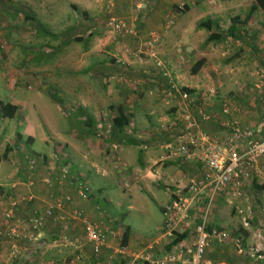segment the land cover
I'll use <instances>...</instances> for the list:
<instances>
[{
  "label": "crops",
  "instance_id": "obj_1",
  "mask_svg": "<svg viewBox=\"0 0 264 264\" xmlns=\"http://www.w3.org/2000/svg\"><path fill=\"white\" fill-rule=\"evenodd\" d=\"M79 1L75 2V7L78 6L79 14L82 13L81 15L85 17L95 6L90 0L81 1V5ZM113 5L112 13L116 15L132 16L136 13L143 19L152 17L149 26H157L156 33L162 38L166 37V34L161 32L163 28H168L166 20L172 17L175 19L179 15L174 14L172 11L174 8L177 10V7L180 9L183 7L187 14L197 12L198 18L194 19V26L199 35L207 32L205 28H200V24L210 22L212 32L223 33V37H227V40L235 44L236 52L231 59L234 64L230 65L229 70L246 69L252 59L259 58V61L262 59L264 62L262 52L264 46H261V42L264 43V10L257 6L255 0H143V3H140V0H115ZM75 7L72 8L77 10ZM103 7L105 4L100 7V15L103 13ZM140 8L143 10H136ZM96 9L95 7L94 11ZM142 23L144 20L139 24L142 28L140 32L144 33L149 28H145ZM203 43L204 41L196 50L186 47L180 51L178 47L182 45L176 43L163 46L158 51L170 52L173 58L174 55L187 52L197 53L199 57H203L200 54L206 52L203 50L205 47ZM225 63L226 60L219 62L218 66ZM155 76V79L165 86L160 95L164 103L162 101L161 105L155 104L152 100L153 105L148 108L135 104V108L129 112L126 108L128 106L121 105L129 124L119 133L112 131L117 137H108L106 140L104 136L102 140H96L95 134H100V126H92L90 122L83 128L74 127L65 133H57L55 129L52 134L49 127L43 125L44 128L40 126L37 128L32 115H26L24 119L21 117L23 123L21 122L19 133L27 139L23 152H18L15 145L8 141L9 137L15 135L14 133L3 135L0 143L2 142L3 146L9 145L10 151L6 156L0 154V264H7L10 243L8 238L1 237L5 231L4 214L12 212V226L17 227L22 235L28 236L30 232L26 222L33 216H43L46 209L42 198L48 197L50 201H56L66 194L71 196L69 197L71 203L56 214L57 218H44L43 227L35 238L41 241L43 247L40 249L42 244H38L40 250L35 249L26 242L27 239L20 245L21 252L29 255L32 253V257L28 256L30 262L35 260V264H149L146 262L147 258L155 261L163 252H169L177 245L186 247L193 244L196 239L195 226L205 213L207 232L217 230L229 234L226 242L218 243L215 240L210 242L203 257L205 262L209 264L255 262L248 258H239L232 241L240 240L244 246H256L264 251V159L258 163L257 174L243 184L239 195L227 191L216 197L209 205L205 203V196L196 198L187 213L188 219L175 225V239L162 238L164 208L173 199L172 195L176 191L185 188L191 180L200 179L204 169L201 153L197 150H192L188 160L167 156V147L173 144L185 123L183 124L178 102L173 103L172 99L173 92L175 93L173 74L168 78L158 72ZM257 94L262 97L264 90L257 91ZM127 97L133 105L136 100ZM7 102L17 106L15 100ZM206 106L212 117L220 116V120L212 119L210 122L202 123L196 111L192 116L198 120L201 130L216 139L228 135L226 128L228 123L237 122L243 127L255 129L262 116V112L261 115L260 113L257 115V106H252V103L235 108L234 112L228 115L222 114L221 104L212 103L211 106ZM260 106L259 103L258 109ZM90 113L92 117L93 110ZM0 120L6 122L10 119ZM131 120L134 121L130 123ZM49 138L63 145L60 150L51 149ZM256 138L263 139L264 132L258 134ZM65 154L67 158L64 159ZM15 157L19 161L23 160L25 167L15 164L13 159ZM24 158L26 161L30 158H40L44 166L50 162L59 165L58 159L68 162L71 178L60 174L62 172L60 168H55L53 174L48 172L49 178L53 179L51 183L56 192L59 190L66 193L60 196L56 193L47 194L48 191L43 186L47 172L42 171L43 180L39 179L41 175L29 174ZM75 158L82 162L81 166ZM7 168L12 169L8 174ZM72 178L75 182H82L87 188L84 201L74 189ZM126 197L131 203L125 207ZM78 215H82L84 220L95 226L103 236L105 246L99 256L92 255L91 246L85 241ZM137 215L146 219L149 216L153 220L136 222L137 225L140 224L139 227L137 225L132 227L130 221L126 223L130 216L136 218ZM124 233H127V240L123 246ZM59 234H65L68 238L66 239L64 235L63 240H56ZM66 240L73 246H67ZM155 240H159L158 245L150 248ZM25 246L29 249H23ZM65 246L69 250L64 249ZM61 249L65 251L63 254H60Z\"/></svg>",
  "mask_w": 264,
  "mask_h": 264
},
{
  "label": "rangeland",
  "instance_id": "obj_2",
  "mask_svg": "<svg viewBox=\"0 0 264 264\" xmlns=\"http://www.w3.org/2000/svg\"><path fill=\"white\" fill-rule=\"evenodd\" d=\"M76 1L0 0V101L8 103L7 100H15L18 106L15 120L6 122L0 120V140L4 134L14 133L15 135L9 137L8 141L15 145L18 152H23L26 147L27 139L19 133L21 122L23 123L21 117L24 119L26 115H32L37 128L39 126L44 128L42 127L44 125L49 127L52 134L55 129L57 133H65L74 127L83 128L90 122L92 126H100V134H95L96 140H102L104 136L106 140L108 137H117L112 133L111 121L116 115L113 108L128 106L126 108L129 112L135 108V104L148 108L153 105L152 100L155 104L164 103L160 95L165 86L155 79L158 72L171 76L173 74L175 77L172 76L173 85L176 89L192 90L193 104L197 107L207 108L206 105L211 106L212 103L221 106L229 103L235 109L252 103V106H257V115L264 112L262 106L258 109L264 95L261 97L257 94V91L264 90L263 60L250 59L247 70L239 68L229 70L230 65L234 64L231 59L236 52L235 44L225 36L222 42H208L207 32L199 35L194 26V19L198 18L197 12L187 14L183 7L181 9L177 7V10L172 8L174 14L179 15L175 19L172 17L166 20L168 28L161 30L162 34H166V37L162 38L156 33L157 26H149L152 17L143 19L136 13L132 16L112 13L115 0H90L97 9L94 11L95 7L92 8L85 17L81 15L82 13L79 14V7H75ZM81 1L86 2L80 0V5ZM140 3H143V0H140ZM104 4L103 13L100 15V7ZM141 8L136 10H143ZM143 20L142 24L149 29L141 33L142 28L139 24ZM116 23L124 24L132 33L116 31ZM152 34L158 39L156 43L151 38ZM203 41L206 47H203L205 54L200 53L203 57H199L197 53L187 52L174 55L173 58L170 52L158 51L163 46L176 43L182 45L178 47L180 51L186 47L196 50ZM261 46H264L263 42ZM262 52L264 53V49ZM201 60L204 61V66L197 74H193L194 64ZM225 60V65L218 66L219 62ZM127 96L136 100L133 105ZM172 99L173 103L178 102V96L174 92ZM195 110L189 111L193 115ZM212 119L218 121L220 116H213ZM49 139L51 149L60 150L63 146L55 139ZM7 147L9 148V145L3 146L1 142L0 154L8 155ZM63 158H67V155H63ZM13 159L15 164L25 167L23 160L19 161L17 157ZM75 159L81 166L82 162L78 158ZM24 160L27 162L26 170L29 174L41 175L40 180L46 178V186H43L48 191L47 194L56 193L60 196L66 193L59 190L56 192L49 174H53L55 168H60L59 170L62 169L63 172L60 174L71 178L68 162L58 159L59 165L50 162L44 166L40 158ZM11 170L8 169L6 174ZM42 171L49 174H45L43 178ZM71 182H75L73 178ZM147 196L149 197V194ZM67 197L71 196L66 194L56 201H62ZM42 200L45 208L55 202L50 201L48 197H43ZM130 203L126 197L124 206ZM151 220L152 217L148 216L146 219L137 215L136 218L130 216L126 223L130 221L132 227H139L140 224L137 225L136 222ZM64 235H57L56 240H63ZM65 238L68 236L65 235ZM38 244H42L40 240L29 245L36 249ZM42 247L43 244L39 248ZM242 247L244 250H258L263 261L253 260L255 262L252 264H264V251L256 246L242 244ZM23 249L29 248L25 246ZM64 249L69 250L67 246ZM64 252L63 249L60 250V254ZM246 252L237 256L250 259ZM21 254L25 259L19 260L16 264H35V260L33 262L28 260L32 253Z\"/></svg>",
  "mask_w": 264,
  "mask_h": 264
},
{
  "label": "built area",
  "instance_id": "obj_3",
  "mask_svg": "<svg viewBox=\"0 0 264 264\" xmlns=\"http://www.w3.org/2000/svg\"><path fill=\"white\" fill-rule=\"evenodd\" d=\"M115 29L128 34L132 33L129 28L121 23H116ZM151 38L154 43L158 41L153 34ZM163 75L169 78V75L165 73ZM174 91L178 96L180 113L185 127L175 137L173 144L167 147V156L188 160L192 150H197L202 156L204 172L200 179L191 180L185 188L176 191L172 195L173 199L164 208L162 238L167 239H175V225L188 219L187 213L196 198L205 196V203L209 205L216 197L225 194L227 191L239 195L243 184L257 174L258 163L264 159V138H256L258 134L264 132V112L255 129L243 127L237 122H230L226 125L228 135L222 139H216L208 136L205 131L200 129L198 120L196 121L189 111L190 108L196 109L199 120L202 123H207L211 121L212 117L206 108L204 106L197 107L193 104L191 94L176 88ZM261 106H264V99L261 100ZM221 108L223 115L234 112V108L229 103L222 104ZM73 186L79 198L84 201L87 191L85 185L77 181L74 182ZM69 203H71L69 197L62 201H55L53 205L44 210L43 216L31 217L27 221L30 232L28 236L22 235L17 227L12 226V212H6L4 214L5 231L1 237L8 238L10 241L7 264H16L19 260L25 259L21 254L20 243L25 242L24 239H27L28 244L37 242L35 238L43 227L44 218H57L56 214L62 212ZM78 218L83 226L85 241L91 246L92 255L99 256L105 246L103 236L95 226L84 220L82 215H78ZM206 223L207 216L205 213L201 215L199 223L195 226L196 239L193 244L186 247L177 245L169 252H163L155 261L147 258L146 262L149 264H209L203 260V257L210 242L213 240L218 243L226 242L229 239V234L217 230L207 232ZM170 241L173 242L174 240ZM158 242L159 240H155L150 248L158 245ZM232 242L238 255L247 251L246 254L250 259L263 261L258 250H244L240 240H233ZM66 244L70 247L73 246L67 240Z\"/></svg>",
  "mask_w": 264,
  "mask_h": 264
},
{
  "label": "trees",
  "instance_id": "obj_4",
  "mask_svg": "<svg viewBox=\"0 0 264 264\" xmlns=\"http://www.w3.org/2000/svg\"><path fill=\"white\" fill-rule=\"evenodd\" d=\"M255 2L260 9L264 10V0H255ZM250 12L252 13V11ZM200 28H205V30L209 34L207 38L208 42H215V41L219 42L224 39L222 33H219V32L215 33L214 31L212 32L210 22L200 24ZM203 66H204L203 60L196 62L192 70L193 74H197ZM182 91L187 92L188 94H191V96L193 95V91L190 89L183 88ZM113 109H115L116 115L115 117H113L111 121L112 128L114 132L119 133L128 126L129 121H128V117L125 116L123 113L124 111H123L122 106H117ZM16 111H17L16 106L11 105L10 103H4L0 101V118L1 119H10V120L14 119ZM7 151H10L8 147H7ZM122 240H123L122 245L124 246L125 241L127 240V233L123 234ZM175 242L174 244H176Z\"/></svg>",
  "mask_w": 264,
  "mask_h": 264
}]
</instances>
